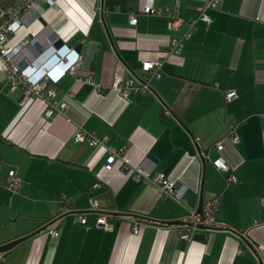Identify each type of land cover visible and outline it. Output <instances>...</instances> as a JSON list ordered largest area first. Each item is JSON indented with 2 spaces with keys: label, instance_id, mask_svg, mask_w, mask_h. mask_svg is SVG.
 I'll list each match as a JSON object with an SVG mask.
<instances>
[{
  "label": "crops",
  "instance_id": "obj_1",
  "mask_svg": "<svg viewBox=\"0 0 264 264\" xmlns=\"http://www.w3.org/2000/svg\"><path fill=\"white\" fill-rule=\"evenodd\" d=\"M54 2L56 9L39 1L40 18L22 23L33 24L32 34L10 44L19 45L26 74L48 77L61 112L45 119L41 101L21 105L22 91L0 69V245L57 218L58 235L46 229L0 253V264H264V0H222L208 11V23L196 21L180 54L166 57L151 90L125 99L111 89L113 79L143 78L141 62L160 57L188 23L169 29L167 15L140 12L146 0ZM173 2L154 6L165 10ZM200 4L179 0L173 9L191 20ZM132 13L136 25L129 24ZM55 40L68 47L63 54L77 55L72 73L55 67ZM87 75L97 89L77 80ZM228 90L235 97L225 99ZM232 127L235 142L227 136ZM79 131L82 141L74 139ZM88 136L105 141L93 146ZM106 146L123 148L126 165L112 162ZM219 156L235 182L227 184V174L214 167ZM202 159L203 200L220 195L216 217L232 229H204V239L187 242L179 226L163 221L184 222L197 209ZM137 167L145 171L139 179ZM12 169L16 193L5 187ZM153 173L184 187L180 203L149 182ZM61 198L70 212L86 214L84 224L71 214L59 219ZM91 199L112 214V229L96 226L87 211Z\"/></svg>",
  "mask_w": 264,
  "mask_h": 264
},
{
  "label": "built area",
  "instance_id": "obj_2",
  "mask_svg": "<svg viewBox=\"0 0 264 264\" xmlns=\"http://www.w3.org/2000/svg\"><path fill=\"white\" fill-rule=\"evenodd\" d=\"M39 1L48 4L51 8L56 9L54 0H23L21 4L16 6L14 12H9V16L3 19H0V69H4L8 74V80L10 87L15 89H20L22 91V98L20 104L24 103L28 99H37L41 101L44 105L43 116L45 119H50L56 113H60L63 109V105H60L58 99H56L57 92L51 88L48 84V77H43L37 80H33L28 74L23 71V64L26 61L23 57H20L19 45H11V37L13 34H16L19 27L23 26L24 18L27 21H36L40 18V11L38 8ZM222 0H201V4L197 7L198 17L191 20H186L178 12H176L173 7L177 8L179 0H174L171 6H167L165 10L156 8L154 6V0H146L140 12L147 15H167L170 18L168 23V28L172 29L177 25L188 23V28L180 38H172L168 44V48L161 54L160 57H157L153 60H144L141 62L140 70L144 73L143 78L138 80L136 83L134 79H124L119 76H116L110 87L113 91L117 92L121 98H127L130 93H145L151 90L152 82L158 79L163 71V63L167 56L169 55H179L183 40L187 39L193 29L197 20H202L203 22L208 23L210 17L208 14L209 10L216 9L219 3ZM258 19V18H256ZM32 22V21H31ZM137 18L135 13H132L129 16V24L136 25ZM22 24V25H21ZM29 24H27L28 26ZM28 34H32L31 30L28 31ZM55 41H52V45ZM22 45L25 43L22 42ZM52 53L55 61V67L59 71H69L73 72L74 62L78 60L77 55L73 54H63L68 50L66 45L59 46L58 48H52ZM65 50V51H64ZM74 51V50H72ZM78 81H84L93 85L96 89L99 87L95 86L94 79L91 75H87L84 78H77ZM235 97V92L233 90H228L225 92V99H231ZM234 129L228 131L227 136L231 142L236 141V135L234 134ZM85 137L81 131L77 132L74 135L76 141H82ZM90 145L96 146L104 143L105 139L97 140L94 136H88ZM196 140V139H195ZM217 151H220L223 148L222 141L215 143ZM110 153L111 161L119 160L120 163L126 165V159H120L121 155L124 152L123 148L116 149L111 146H106ZM119 158V159H118ZM214 167L217 171L222 173H228L229 167L223 159L219 156L213 161ZM136 175L135 179H139V175L145 173L144 169L137 167L135 169ZM148 180L151 184L155 185L163 197H170L175 202L180 203L184 194V187H176L174 183L169 180L165 175L160 173H153L148 177ZM227 184L235 182V177L232 174H227L226 177ZM20 182L16 176V171L14 169L8 172L7 180L5 182V187L8 191L16 193L19 189ZM98 187V184L94 186ZM220 204V195H216L208 200L203 202L202 212L197 213L196 210L191 211L187 216V219L184 221L186 224L179 226V235L181 239L187 242H191L194 236L199 233L201 230H231V226L219 219L216 215L219 209ZM264 207V200L262 202ZM88 214L93 216L96 226L104 229L110 230L112 226L110 224L113 216L109 213L101 211L99 204L96 200L91 199L88 207ZM71 214L75 217L76 221L84 224L86 222V214L84 213H73L70 212L68 207H66L65 200L61 198L59 206L57 208V216L64 217ZM203 227L204 229H201ZM140 226L138 220H133L132 233L136 234L139 232ZM49 234L52 236H57V230L55 227L49 229ZM246 233V232H244ZM243 233V235H244Z\"/></svg>",
  "mask_w": 264,
  "mask_h": 264
},
{
  "label": "water",
  "instance_id": "obj_3",
  "mask_svg": "<svg viewBox=\"0 0 264 264\" xmlns=\"http://www.w3.org/2000/svg\"><path fill=\"white\" fill-rule=\"evenodd\" d=\"M104 27H105V30L107 31V28H106L105 25H104ZM59 45L60 46H64L65 44H63L60 40L59 41L57 40L56 42H54L52 44V48H54V49L58 48ZM74 51L75 52H79L77 47L74 49ZM201 153H202L201 150L198 149V154H200V156H202ZM202 160H203L204 170H203V177H202V183H201V192H200L201 194L199 196V202H198V206H197V209H196L197 213H201L202 212V206H203V202H204L203 197H202V189H203V184H204V174H205L206 161L204 159H202ZM215 177H216V175H214L211 178L212 182H215ZM113 215H116V214H113ZM53 222L54 221H51L50 223H48L47 225L41 227L40 229L36 230L35 232L31 233L30 235H26L24 237H20V238L14 239V240L6 243V244L0 245V253L1 254L7 253L11 248L15 247L19 243H21V242L27 240L28 238H30V237H32V236H34L36 234H39L40 232L46 230L47 227H49L51 224H53ZM163 224L165 226H183L186 223L181 221V220H170V221H163ZM201 229H204V228L201 227ZM241 238H242L243 242L248 246V248L252 251V253L254 255H257L255 249L253 248V245L248 241V239L243 237V236ZM194 239L202 240V239H204V234H196L194 236ZM258 264H263V263L259 260Z\"/></svg>",
  "mask_w": 264,
  "mask_h": 264
},
{
  "label": "trees",
  "instance_id": "obj_4",
  "mask_svg": "<svg viewBox=\"0 0 264 264\" xmlns=\"http://www.w3.org/2000/svg\"><path fill=\"white\" fill-rule=\"evenodd\" d=\"M23 0H0V19H3L5 17L9 16V12H14L16 10V6L18 4H21ZM228 174V173H226ZM17 176V174H16ZM227 177V176H226ZM61 219V216L59 217ZM58 218L56 221L51 224L49 227H47V230L49 231L50 228L56 227L55 223L57 222Z\"/></svg>",
  "mask_w": 264,
  "mask_h": 264
},
{
  "label": "rangeland",
  "instance_id": "obj_5",
  "mask_svg": "<svg viewBox=\"0 0 264 264\" xmlns=\"http://www.w3.org/2000/svg\"><path fill=\"white\" fill-rule=\"evenodd\" d=\"M22 27L23 26H21V28ZM32 29H33V24H30L29 26H27L25 28H22L18 33H16L15 35L12 36V40L9 43H11L12 41H15L16 40V35L21 36L22 34L26 33L28 30H32Z\"/></svg>",
  "mask_w": 264,
  "mask_h": 264
},
{
  "label": "bare ground",
  "instance_id": "obj_6",
  "mask_svg": "<svg viewBox=\"0 0 264 264\" xmlns=\"http://www.w3.org/2000/svg\"><path fill=\"white\" fill-rule=\"evenodd\" d=\"M171 5H172V4H171ZM171 5H169V6H171ZM142 7H143V6H142ZM141 13H142V12H141ZM53 51H54V50H53ZM82 134H83V137H84V136H85L84 133H82ZM161 195H162V194H161ZM109 214H111V213H109ZM111 215H112V214H111ZM55 221H56V220H54V222H55ZM54 222H53V223H54ZM55 228H56V227H55ZM199 234H200V233H199ZM193 239H194V238H193Z\"/></svg>",
  "mask_w": 264,
  "mask_h": 264
},
{
  "label": "flooded vegetation",
  "instance_id": "obj_7",
  "mask_svg": "<svg viewBox=\"0 0 264 264\" xmlns=\"http://www.w3.org/2000/svg\"><path fill=\"white\" fill-rule=\"evenodd\" d=\"M197 234H199V233H197Z\"/></svg>",
  "mask_w": 264,
  "mask_h": 264
},
{
  "label": "clouds",
  "instance_id": "obj_8",
  "mask_svg": "<svg viewBox=\"0 0 264 264\" xmlns=\"http://www.w3.org/2000/svg\"><path fill=\"white\" fill-rule=\"evenodd\" d=\"M52 46V45H51Z\"/></svg>",
  "mask_w": 264,
  "mask_h": 264
}]
</instances>
